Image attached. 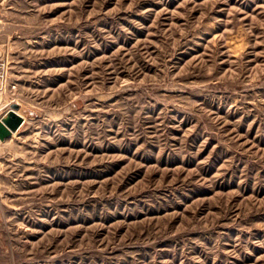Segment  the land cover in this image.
I'll return each instance as SVG.
<instances>
[{
  "label": "rangeland",
  "instance_id": "374dc122",
  "mask_svg": "<svg viewBox=\"0 0 264 264\" xmlns=\"http://www.w3.org/2000/svg\"><path fill=\"white\" fill-rule=\"evenodd\" d=\"M10 110L0 264H264V0H0Z\"/></svg>",
  "mask_w": 264,
  "mask_h": 264
},
{
  "label": "water",
  "instance_id": "95a60500",
  "mask_svg": "<svg viewBox=\"0 0 264 264\" xmlns=\"http://www.w3.org/2000/svg\"><path fill=\"white\" fill-rule=\"evenodd\" d=\"M12 108L17 109L18 107L14 105ZM23 121L22 118L14 113L12 110L8 111L5 116L0 119V139H4L18 131L21 127Z\"/></svg>",
  "mask_w": 264,
  "mask_h": 264
},
{
  "label": "bare ground",
  "instance_id": "6f19581e",
  "mask_svg": "<svg viewBox=\"0 0 264 264\" xmlns=\"http://www.w3.org/2000/svg\"><path fill=\"white\" fill-rule=\"evenodd\" d=\"M14 113L20 116V114L16 110H12Z\"/></svg>",
  "mask_w": 264,
  "mask_h": 264
}]
</instances>
